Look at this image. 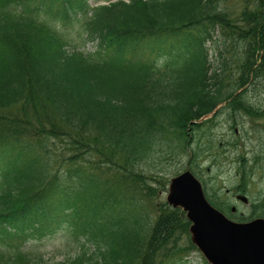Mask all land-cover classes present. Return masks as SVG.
Listing matches in <instances>:
<instances>
[{
	"label": "trees",
	"instance_id": "trees-1",
	"mask_svg": "<svg viewBox=\"0 0 264 264\" xmlns=\"http://www.w3.org/2000/svg\"><path fill=\"white\" fill-rule=\"evenodd\" d=\"M88 1L0 0V264H41L25 249L63 231L82 250L58 264H189L185 213L163 200L145 213L139 197L169 182L137 166L189 150L195 172L219 116L257 117L246 95L264 93V0L237 17L228 0ZM249 163L264 168L242 157L243 184ZM204 193L230 219L264 218V198L232 213Z\"/></svg>",
	"mask_w": 264,
	"mask_h": 264
},
{
	"label": "rangeland",
	"instance_id": "rangeland-1",
	"mask_svg": "<svg viewBox=\"0 0 264 264\" xmlns=\"http://www.w3.org/2000/svg\"><path fill=\"white\" fill-rule=\"evenodd\" d=\"M91 6L98 5L101 0H89ZM243 0H228L227 7L234 17L239 16V11L242 8ZM75 42V40H74ZM212 50H210V55ZM249 103L255 107H260L257 117L249 119L247 117L238 121L237 125L232 127L229 120L225 115L219 116V118L210 125L205 137L200 139L199 143L204 148V153L200 154L197 158L198 168L194 172L205 183L207 191L211 194L214 192L219 193L221 198L229 201L231 207L241 213H246L250 209L251 204L255 201L264 198V168L261 170L254 165L250 178L243 184L240 179L239 168L241 166V158L252 159L259 156L261 160H264V93L258 91H250L246 95ZM256 109V108H255ZM176 132L169 130L168 133L163 134L165 143H171L174 140ZM210 143V144H208ZM195 143L193 144L194 147ZM102 152L107 154L111 153L106 147L102 146ZM174 158L162 162L159 165V160L155 163V166H149L148 164H138L137 171L148 176H157L158 180L162 183L170 181L171 178L176 177L178 174L189 168L191 171L192 166H189V150L188 152H181L174 150ZM111 157L116 158L119 164H122V160L119 155H113ZM123 165V164H122ZM159 165V166H158ZM158 166V167H157ZM161 174L150 175L149 171L159 172ZM114 171V169H112ZM116 172H118L116 170ZM193 173V172H192ZM193 173V174H194ZM115 175V171L108 173L104 170L103 178H112ZM197 177V178H198ZM148 183H151L147 179ZM153 185V184H152ZM240 185L245 186L244 193L239 195L245 196L247 203L243 204L236 200L233 193L236 187ZM168 187V185H167ZM155 195L152 198L144 194L140 195L143 212L153 214L155 213V203L159 201H165L167 188L156 186L154 187ZM151 194V193H150ZM84 242V241H81ZM80 244L76 241L73 235L63 231L49 236L42 240L40 243L31 246L28 251L32 254H37L34 257L40 256L42 259L41 264H58L64 263L68 260H72L82 250ZM89 253L94 252L92 245H87ZM192 264H203V258L199 253H190L187 259H184Z\"/></svg>",
	"mask_w": 264,
	"mask_h": 264
},
{
	"label": "water",
	"instance_id": "water-1",
	"mask_svg": "<svg viewBox=\"0 0 264 264\" xmlns=\"http://www.w3.org/2000/svg\"><path fill=\"white\" fill-rule=\"evenodd\" d=\"M236 199L247 203L244 196ZM166 203L185 212L191 243L208 264H264V219L240 223L227 218L207 201L189 169L170 179Z\"/></svg>",
	"mask_w": 264,
	"mask_h": 264
}]
</instances>
